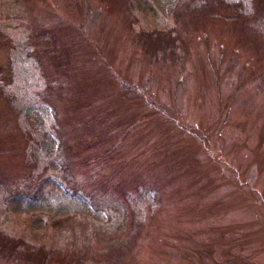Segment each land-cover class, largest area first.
I'll return each mask as SVG.
<instances>
[{"label": "rangeland", "instance_id": "374dc122", "mask_svg": "<svg viewBox=\"0 0 264 264\" xmlns=\"http://www.w3.org/2000/svg\"><path fill=\"white\" fill-rule=\"evenodd\" d=\"M0 236V264H264V0H0Z\"/></svg>", "mask_w": 264, "mask_h": 264}, {"label": "trees", "instance_id": "16d2710c", "mask_svg": "<svg viewBox=\"0 0 264 264\" xmlns=\"http://www.w3.org/2000/svg\"><path fill=\"white\" fill-rule=\"evenodd\" d=\"M207 9H212V7H207ZM212 10H213V9H212ZM0 238L4 239V238H3V237H1V236H0ZM14 241L16 242V243L14 242V243H15V246H17V245L19 244V242H18V241H16V240H14Z\"/></svg>", "mask_w": 264, "mask_h": 264}]
</instances>
